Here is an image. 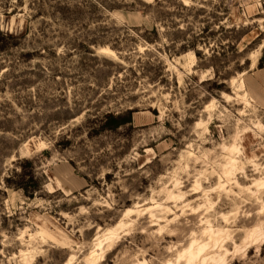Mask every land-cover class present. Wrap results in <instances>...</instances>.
Instances as JSON below:
<instances>
[{"label": "rangeland", "instance_id": "rangeland-1", "mask_svg": "<svg viewBox=\"0 0 264 264\" xmlns=\"http://www.w3.org/2000/svg\"><path fill=\"white\" fill-rule=\"evenodd\" d=\"M0 264H264V0H0Z\"/></svg>", "mask_w": 264, "mask_h": 264}, {"label": "trees", "instance_id": "trees-1", "mask_svg": "<svg viewBox=\"0 0 264 264\" xmlns=\"http://www.w3.org/2000/svg\"><path fill=\"white\" fill-rule=\"evenodd\" d=\"M106 117L111 123H113L112 128L118 127V126H120L122 124H125V123H128V122L131 121L130 119H126V118H124L123 116H120V115L108 114ZM31 196H32V193H31Z\"/></svg>", "mask_w": 264, "mask_h": 264}, {"label": "bare ground", "instance_id": "bare-ground-1", "mask_svg": "<svg viewBox=\"0 0 264 264\" xmlns=\"http://www.w3.org/2000/svg\"><path fill=\"white\" fill-rule=\"evenodd\" d=\"M234 151H237V149H236V148H231V149H230V152H231L232 154H235ZM234 163H235V159L232 157V158H230V159H227V161H226L225 164H226L227 166H228V165L232 166ZM229 172H231V169L226 170L225 174L228 175ZM192 242H193V241H192ZM194 243H195V242H194ZM192 245H193V244H192ZM191 251H192V250H191Z\"/></svg>", "mask_w": 264, "mask_h": 264}]
</instances>
